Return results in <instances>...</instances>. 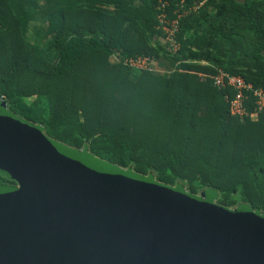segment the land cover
<instances>
[{"label":"trees","instance_id":"trees-1","mask_svg":"<svg viewBox=\"0 0 264 264\" xmlns=\"http://www.w3.org/2000/svg\"><path fill=\"white\" fill-rule=\"evenodd\" d=\"M159 11L182 13L174 51ZM113 54H153L166 67L133 69ZM217 68L264 87V0H0L10 112L119 166L264 214V112L230 114L209 76Z\"/></svg>","mask_w":264,"mask_h":264},{"label":"water","instance_id":"water-1","mask_svg":"<svg viewBox=\"0 0 264 264\" xmlns=\"http://www.w3.org/2000/svg\"><path fill=\"white\" fill-rule=\"evenodd\" d=\"M0 264H264V214L73 148L0 99Z\"/></svg>","mask_w":264,"mask_h":264},{"label":"built area","instance_id":"built-area-1","mask_svg":"<svg viewBox=\"0 0 264 264\" xmlns=\"http://www.w3.org/2000/svg\"><path fill=\"white\" fill-rule=\"evenodd\" d=\"M162 5L163 3L159 4L158 8H162ZM181 14V11H177L176 17L171 19L166 17L164 11H159L157 14L158 23L164 32V40L173 51L178 47L173 34L177 29V18ZM112 60L139 70L164 71L166 67L158 64L157 58L153 54H138L125 57L122 60H119L113 54ZM169 70L171 69L169 68ZM199 74L206 76L204 72H199ZM209 76L216 87L225 90L224 99L228 103L230 114L237 115L240 118L245 116L254 118L258 113L264 112V87H253L250 82L244 80L241 76L230 74L221 68H217ZM248 100L252 102L251 108L247 106Z\"/></svg>","mask_w":264,"mask_h":264},{"label":"rangeland","instance_id":"rangeland-1","mask_svg":"<svg viewBox=\"0 0 264 264\" xmlns=\"http://www.w3.org/2000/svg\"><path fill=\"white\" fill-rule=\"evenodd\" d=\"M61 142V141H60ZM62 143H64V142H62ZM65 145H68V144H66V143H64ZM68 146H70V145H68ZM70 147H73V148H77V147H74V146H70ZM82 148V147H81ZM80 149V148H79ZM16 185V183L15 184H11V185H6V186H9V187H12V186H15ZM183 189H185L184 187H183ZM186 190V189H185ZM238 207V205H233V206H230L229 208H233V209H235V208H237Z\"/></svg>","mask_w":264,"mask_h":264},{"label":"crops","instance_id":"crops-1","mask_svg":"<svg viewBox=\"0 0 264 264\" xmlns=\"http://www.w3.org/2000/svg\"><path fill=\"white\" fill-rule=\"evenodd\" d=\"M114 61V60H113ZM114 62H117V61H114ZM124 65V64H123ZM126 66V65H125ZM128 67V66H127ZM130 68V67H129Z\"/></svg>","mask_w":264,"mask_h":264}]
</instances>
